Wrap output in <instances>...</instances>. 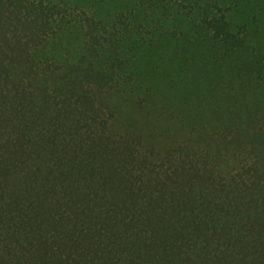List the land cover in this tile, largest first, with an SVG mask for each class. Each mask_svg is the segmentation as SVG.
<instances>
[{"label": "trees", "instance_id": "trees-1", "mask_svg": "<svg viewBox=\"0 0 264 264\" xmlns=\"http://www.w3.org/2000/svg\"><path fill=\"white\" fill-rule=\"evenodd\" d=\"M0 264H264V0H0Z\"/></svg>", "mask_w": 264, "mask_h": 264}]
</instances>
